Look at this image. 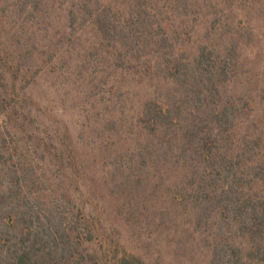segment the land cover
Segmentation results:
<instances>
[{
    "label": "rangeland",
    "instance_id": "rangeland-1",
    "mask_svg": "<svg viewBox=\"0 0 264 264\" xmlns=\"http://www.w3.org/2000/svg\"><path fill=\"white\" fill-rule=\"evenodd\" d=\"M45 2L0 0V105L11 108L0 127L35 164L32 192L73 189L99 236L80 245L87 264H211L202 228L180 212L170 229L165 167L138 163L144 99L166 94L146 74L166 53L190 58L241 38L236 53L264 105V0ZM161 24L177 34L158 45L170 30Z\"/></svg>",
    "mask_w": 264,
    "mask_h": 264
},
{
    "label": "trees",
    "instance_id": "trees-1",
    "mask_svg": "<svg viewBox=\"0 0 264 264\" xmlns=\"http://www.w3.org/2000/svg\"><path fill=\"white\" fill-rule=\"evenodd\" d=\"M167 26L156 44L177 34L173 25H160ZM240 40L203 43L190 58H157L146 78L166 94H149L138 116L145 143L136 148L138 163L156 172L165 167L170 229L178 232L180 212L202 228L211 264H264V105L257 101L263 90H251L244 76ZM172 44L173 52L184 48ZM176 88L179 95H171ZM10 110L0 105V117ZM28 166L35 164L0 127V264H87L80 245L99 236L76 208L73 189L53 197L32 192L37 181Z\"/></svg>",
    "mask_w": 264,
    "mask_h": 264
}]
</instances>
